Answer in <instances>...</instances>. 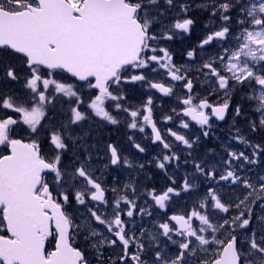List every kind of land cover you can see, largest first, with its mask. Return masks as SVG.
<instances>
[{"label":"snow or ice","instance_id":"obj_1","mask_svg":"<svg viewBox=\"0 0 264 264\" xmlns=\"http://www.w3.org/2000/svg\"><path fill=\"white\" fill-rule=\"evenodd\" d=\"M0 264H264V0H0Z\"/></svg>","mask_w":264,"mask_h":264}]
</instances>
